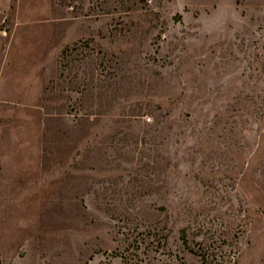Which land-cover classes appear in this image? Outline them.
Wrapping results in <instances>:
<instances>
[{
	"label": "rangeland",
	"instance_id": "rangeland-1",
	"mask_svg": "<svg viewBox=\"0 0 264 264\" xmlns=\"http://www.w3.org/2000/svg\"><path fill=\"white\" fill-rule=\"evenodd\" d=\"M199 253L264 264V0H0V264Z\"/></svg>",
	"mask_w": 264,
	"mask_h": 264
},
{
	"label": "trees",
	"instance_id": "trees-1",
	"mask_svg": "<svg viewBox=\"0 0 264 264\" xmlns=\"http://www.w3.org/2000/svg\"><path fill=\"white\" fill-rule=\"evenodd\" d=\"M155 214H156V212H155ZM157 228V225H154L153 226V230L154 229H156ZM162 231H160V230H158L157 229V231L156 232H154V233H152V234H148V233H150V231L148 232V233H146L145 235H143L142 237H141V239H140V244H142V243H144L146 240H147V238H149L151 235L153 236L152 237V239L150 240V241H156V242H158V243H160V241L162 240V233H161ZM180 238L183 240V242L184 243H186L187 241V239H186V230L185 229H183L182 230V232H181V234H180ZM145 244H147L148 245V242L147 243H145ZM191 253H195V251H193V249H188ZM198 254V253H197ZM200 254V258H201V260H202V262H206L207 264H208V258L204 255V253H199Z\"/></svg>",
	"mask_w": 264,
	"mask_h": 264
}]
</instances>
